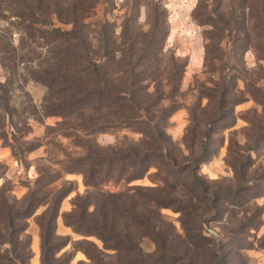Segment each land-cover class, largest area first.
Here are the masks:
<instances>
[{"label": "trees", "instance_id": "1", "mask_svg": "<svg viewBox=\"0 0 264 264\" xmlns=\"http://www.w3.org/2000/svg\"><path fill=\"white\" fill-rule=\"evenodd\" d=\"M115 10L122 13L112 17ZM191 20L201 28L203 71L218 76L206 80L210 86L195 81L185 104L189 55L166 46L165 0H0V146L27 169L23 155L42 141L21 139L30 123L50 117L58 120L46 126V143L59 132L71 146L52 142L61 158L50 152L49 164L21 183L19 198L0 162V264H29L31 218L39 264L71 260L59 254L69 243L56 232L59 217L72 233L101 244L74 243L72 251L87 259L79 264H250L247 251L254 244L264 250V235L254 242L264 207L257 203L264 199V89L254 88L264 79V0H197ZM223 40L237 69L212 64L225 57ZM247 51L261 72L255 80L242 76ZM27 83L43 89L38 103ZM250 88L260 111L251 107L234 129V107ZM181 108L187 124L175 141L170 118ZM224 131L231 176L209 180L200 169L217 156ZM102 133L114 142L100 144ZM67 174L81 175L84 191L60 213L75 191ZM143 179L150 185L132 184ZM164 210L178 214V226Z\"/></svg>", "mask_w": 264, "mask_h": 264}, {"label": "rangeland", "instance_id": "2", "mask_svg": "<svg viewBox=\"0 0 264 264\" xmlns=\"http://www.w3.org/2000/svg\"><path fill=\"white\" fill-rule=\"evenodd\" d=\"M116 6H119L122 3V0H114ZM166 8L168 11V21H169V35L167 37V45L171 46L172 49H176L175 53L181 56L190 55V63L186 67V71L184 73V77L181 84V90L185 92L184 95V102L185 104H189L196 93L194 86L196 82H206L207 79H215L218 76L217 71L213 72H204L202 68V59L197 57L200 51L203 52V44L204 41L201 36V28L196 26L191 20V12L194 9L197 0H165ZM118 9V8H117ZM122 13V11L115 10L113 11L112 17H117ZM142 18H144V13L142 14ZM141 18V19H142ZM116 22H120L121 18L115 19ZM2 24V21H0ZM18 35L14 34V40L17 41ZM222 47L225 51V57L222 59L221 62H212L215 64L216 68L220 67V65H229L232 68L237 69V63L235 59L231 55L232 45L227 40H223ZM244 61H245V68L243 69L242 76L247 79H254L256 75L260 74L258 72L254 55L251 51H247L244 54ZM201 63V64H200ZM261 67L264 69V61H261ZM201 65V67H199ZM3 72L0 70V77H2ZM196 81V82H195ZM257 86L254 88L262 87L264 89V79L258 81ZM207 86H210L209 83L206 82ZM238 86L243 87V83L238 81ZM25 91L29 93L35 103L40 101V98L43 93V89L39 86H36L32 83H27L24 87ZM245 97L248 99L240 104H237L234 107V112L236 115V124L234 129H239L245 125V121L243 118H249L252 116L250 112L247 115L245 113L251 108L256 107V110L259 112L260 107L255 105L253 101L249 98V91L250 89H245ZM58 119L50 117L44 120L43 124H38L36 122H32L30 132L25 136V138L21 139V141H31L33 139L41 140V145L36 150L23 155L24 163L27 165V169L23 167V165L19 162H12L8 164H4L6 167L4 171V178L11 181L13 184L12 193L16 198H19L24 192L25 189L21 186V183L25 179L32 180L37 175V167L40 165H48L49 164V157L50 152L54 151V147L52 146V142L60 145V148L63 150L66 149L67 151L71 150V146L69 140L62 136L59 132L55 136V138L50 143H46L49 140V137H45L47 130L46 126L54 125V123ZM171 127L169 129V134L171 138L175 141H180L184 128L187 124V113L186 110L181 108L178 112H175L174 115L170 118ZM8 130V129H6ZM9 131V130H8ZM11 132L9 131L7 136L10 138ZM225 141L223 146L219 149L218 154L215 158H213L210 162L205 165H202L200 172L206 175L207 179L215 180L221 177H230L231 174L227 167L224 164V155H225V146H226V136L227 131H224ZM44 138V139H43ZM115 140V135L110 133H102L99 134L97 137V141L102 145H108L113 143ZM1 142V140H0ZM35 156V157H33ZM57 158H61L60 153L57 154ZM44 160V161H43ZM264 164V160L262 161ZM66 180H70L74 183L75 191H72L62 202L60 205V213L67 211L69 206V199L72 198L75 193L82 194L84 191V186L82 182V176L79 174H67L64 177ZM2 180V179H0ZM58 184V183H57ZM132 184H140L142 186L150 185L147 179L135 181ZM257 203L259 205H264V199H258ZM65 206V207H64ZM67 207V208H66ZM66 208V209H65ZM41 210L39 209L37 213ZM164 214L169 216L172 220H174L176 226H178V222L176 221L178 214L172 212L171 210H164ZM263 224L260 226L258 232L255 235V243L257 240L261 239L264 235V207H263V214H262ZM209 229H213V224H208L207 226ZM27 234H29L30 239L32 238V244L30 242V250H31V258L29 264H37L38 262V249L36 250V235L38 233V229L32 218L28 220V227H27ZM56 232L62 236H69V243L65 248H63L59 254H66L71 255V260L69 264H79L80 262H87L84 254L80 251L73 252L72 246L74 243L81 241V240H88L94 242L96 245L100 247V242L92 237L84 238L78 234L72 233L68 227H65L62 224L61 218L59 217L57 220V227ZM31 247L33 248L34 252L32 251ZM247 255L249 257L250 264H264V250L254 244L253 249L247 251Z\"/></svg>", "mask_w": 264, "mask_h": 264}, {"label": "crops", "instance_id": "3", "mask_svg": "<svg viewBox=\"0 0 264 264\" xmlns=\"http://www.w3.org/2000/svg\"><path fill=\"white\" fill-rule=\"evenodd\" d=\"M200 54L199 55H197V57H199L200 59H201V57H202V53H201V51L199 52ZM189 63H190V55H189ZM188 63V64H189ZM201 64V63H200ZM199 67H201V65L199 66ZM178 112V111H177ZM33 157H35V156H33ZM0 161L1 162H3V163H5V164H8L9 165V163H12V162H16L15 160H14V158L12 157V155H11V151H10V148L9 147H6V146H0ZM67 203H69V202H67ZM65 207V206H64ZM67 208V207H66ZM65 208V209H66ZM71 231V230H70ZM35 241H36V250H35V252L37 251V249H38V262H37V264H39V237H38V233H37V235H36V238H35ZM31 244H32V238H31ZM31 249H32V251L34 252V250H33V248L31 247ZM32 259V258H31Z\"/></svg>", "mask_w": 264, "mask_h": 264}]
</instances>
